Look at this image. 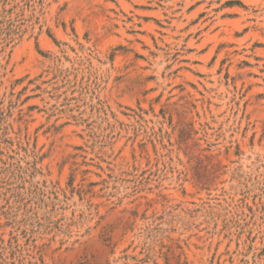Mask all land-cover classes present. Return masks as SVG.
I'll list each match as a JSON object with an SVG mask.
<instances>
[{
    "label": "rangeland",
    "instance_id": "rangeland-1",
    "mask_svg": "<svg viewBox=\"0 0 264 264\" xmlns=\"http://www.w3.org/2000/svg\"><path fill=\"white\" fill-rule=\"evenodd\" d=\"M0 264H264V0H0Z\"/></svg>",
    "mask_w": 264,
    "mask_h": 264
}]
</instances>
